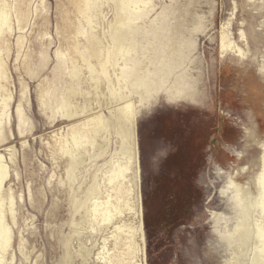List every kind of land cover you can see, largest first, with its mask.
<instances>
[{
  "label": "rangeland",
  "instance_id": "obj_1",
  "mask_svg": "<svg viewBox=\"0 0 264 264\" xmlns=\"http://www.w3.org/2000/svg\"><path fill=\"white\" fill-rule=\"evenodd\" d=\"M77 1L0 0V264H253L264 0Z\"/></svg>",
  "mask_w": 264,
  "mask_h": 264
},
{
  "label": "bare ground",
  "instance_id": "obj_2",
  "mask_svg": "<svg viewBox=\"0 0 264 264\" xmlns=\"http://www.w3.org/2000/svg\"><path fill=\"white\" fill-rule=\"evenodd\" d=\"M77 2H78V7L79 9L81 8V10H83L84 7L87 5V0H78ZM258 158L259 159L257 166L253 167L254 168L253 173H256V175L254 176V178L252 177L253 179H250L247 182V186H244L235 180H232L230 182L232 186L230 188L231 194L234 200L233 209L235 210L237 220L233 228V231L230 232V237H228L227 239V240H231L232 243L235 241H239L242 246H245L247 242V246H248V245H254V243L257 240V236L263 238L260 246L254 247V250L257 249V251L254 252L252 256L253 264L262 263L263 262L262 259L264 258V227L260 225L252 226L251 224L248 223L249 221L247 222V216L252 209L255 210L256 207L258 208L260 206L264 211V155H261ZM245 170L246 168L240 170L237 176H240L241 173H244ZM6 172H7L6 167L0 162V183L2 182L3 176ZM252 187H254L255 190H253ZM252 224H256V223H252ZM2 230H4V228L0 227V241L2 238V232H3Z\"/></svg>",
  "mask_w": 264,
  "mask_h": 264
}]
</instances>
